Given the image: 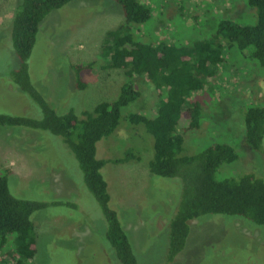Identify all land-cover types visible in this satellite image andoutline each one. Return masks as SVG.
Wrapping results in <instances>:
<instances>
[{
	"label": "rangeland",
	"instance_id": "374dc122",
	"mask_svg": "<svg viewBox=\"0 0 264 264\" xmlns=\"http://www.w3.org/2000/svg\"><path fill=\"white\" fill-rule=\"evenodd\" d=\"M143 2L151 8L152 18L135 25L133 33L148 42L188 45L211 37L221 18L239 23L256 20L252 21L253 9L246 0ZM19 3L0 0V114L38 119L43 116L41 107L15 84L14 72L21 60L13 47L11 30ZM123 21L121 7L114 0H72L43 19L27 63L33 85L57 113L73 110L80 115L101 101L118 97L127 79L125 69L110 67L101 53L107 32ZM225 54L213 89L200 96V129L184 133L183 153L193 155L213 143H228L239 158L222 164L216 177L253 173L264 179V150L253 151L246 144L243 111L252 103L264 104V71L247 52L232 48ZM87 63L92 64L90 69L81 72L73 67ZM134 80L141 95L123 108L121 124H129L135 132L128 134L121 126L97 143V156L120 158L132 150L139 157L102 168L110 206L118 212L137 264H264V228L230 214H206L191 220L185 248L169 258V224L177 212L183 183L179 177L149 171L153 137L143 124L133 126L126 116L144 112L153 117L157 100L146 78L135 76ZM6 170L14 196L57 201L32 215L37 240L35 264H121L107 241L102 208L63 136L0 124V174Z\"/></svg>",
	"mask_w": 264,
	"mask_h": 264
},
{
	"label": "trees",
	"instance_id": "16d2710c",
	"mask_svg": "<svg viewBox=\"0 0 264 264\" xmlns=\"http://www.w3.org/2000/svg\"><path fill=\"white\" fill-rule=\"evenodd\" d=\"M70 1L20 0L11 30L13 47L21 60L14 72L15 84L39 104L43 116L36 119L0 114V124L43 129L65 138L80 163L86 185L106 217V238L118 261L137 264L118 212L110 206L109 185L102 168L108 163L139 160V157L131 150L120 158H99L97 143L116 133L121 126L126 127L128 134L135 132L129 124H121V119L123 108L141 95L134 80L135 76H141L153 86L156 114L150 117L144 112H130L126 118L133 126L143 124L153 137L149 171L163 177H179L183 183L177 212L169 224V258L185 248L190 221L206 214H230L264 228V179L253 173L216 177L222 164L239 158L232 145L217 142L193 155L183 153L184 133L197 132L201 127V98L213 89L217 69L226 61L225 50L235 48L240 53L247 52L264 71V0H246L253 9L252 21L256 18L255 22L239 23L221 18L211 37L188 45L148 42L141 35L135 36L134 26L152 18L151 8L143 0H114L121 7L124 21L107 32L101 54L108 59L110 67L125 69L127 79L118 97L101 101L80 115L73 110L57 113L33 85L27 63L43 19ZM91 65L73 67L81 72ZM244 108L245 142L253 151H263L264 104L252 103ZM9 175L7 170L0 174V264H35L37 240L32 215L57 201L14 196L9 188Z\"/></svg>",
	"mask_w": 264,
	"mask_h": 264
}]
</instances>
